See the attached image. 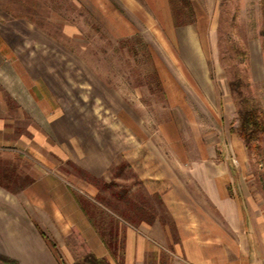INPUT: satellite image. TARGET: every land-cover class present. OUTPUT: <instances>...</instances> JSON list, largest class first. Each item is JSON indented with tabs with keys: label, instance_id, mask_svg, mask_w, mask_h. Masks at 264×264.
<instances>
[{
	"label": "rangeland",
	"instance_id": "rangeland-1",
	"mask_svg": "<svg viewBox=\"0 0 264 264\" xmlns=\"http://www.w3.org/2000/svg\"><path fill=\"white\" fill-rule=\"evenodd\" d=\"M260 2L165 0L157 7L153 0H0L1 16L45 38L28 44L38 55L24 61L38 79L32 90L45 84L38 75L43 72L58 101L53 112L64 117L52 126L49 118H31L0 87V170H14L10 186L32 179L31 165L34 175L59 170L73 194L99 206L90 210L107 239L115 231L111 220L121 221L129 200L144 203L148 215L164 217L139 175L170 159L165 125L178 129L180 141L217 135L218 124H225V96L235 109L246 98L264 118V69L258 63L252 74L249 54L255 48L264 63ZM174 16L192 22L176 26ZM236 81L240 95L229 90ZM253 147L252 163L264 164V132ZM69 157L91 160L97 172ZM121 191L127 200L118 198Z\"/></svg>",
	"mask_w": 264,
	"mask_h": 264
},
{
	"label": "crops",
	"instance_id": "crops-1",
	"mask_svg": "<svg viewBox=\"0 0 264 264\" xmlns=\"http://www.w3.org/2000/svg\"><path fill=\"white\" fill-rule=\"evenodd\" d=\"M164 1L153 3L160 7ZM0 26V87L24 113L49 118L52 126L53 119L64 118L53 112L58 103L54 89L41 72L45 84L34 92L38 79L24 61L38 55L28 44L36 46L45 38L16 28L17 19L9 15L0 14ZM249 54L251 73H257L258 63L264 69L262 55L258 61L255 48ZM225 97V124H218L217 135L183 136L180 141L178 129L165 125L170 159L139 175L144 192L159 200L165 215L150 214L136 223L121 218L115 230L123 238L122 249L107 246L58 169L34 175L31 165L32 180L18 191L0 184V253L17 264H72L89 251L110 264H160L164 253L168 264H264V164L252 163L254 154L229 130L238 119L235 104ZM1 103L0 96V109ZM69 159L97 172L91 160Z\"/></svg>",
	"mask_w": 264,
	"mask_h": 264
},
{
	"label": "trees",
	"instance_id": "trees-1",
	"mask_svg": "<svg viewBox=\"0 0 264 264\" xmlns=\"http://www.w3.org/2000/svg\"><path fill=\"white\" fill-rule=\"evenodd\" d=\"M172 1V0H171ZM261 5V14L262 17L264 19V0H261L260 2ZM188 8V12L189 14H193V10L191 9V7H187ZM188 14V13H187ZM175 18L174 20V24L176 26H181L183 24L186 23H191L190 21H186V22H181V21H177L176 16H174ZM260 39H261V43H262V47L264 49V25L263 28L260 30ZM239 81H236L235 83L230 82L229 83V90L231 93H237V94H241L240 91H238L239 89ZM236 112H237V126L233 127L230 126L229 130L231 132H235L238 136H240L242 138V140L244 141L245 146L247 147L248 151L251 152L252 154H254V152H256L255 150H253V146L255 145V139L256 137H258V135L261 132H264V118L262 117L261 112L253 105L249 104L248 100L246 98H243L242 100H238L237 104H236ZM83 173L89 174L86 170L82 169L81 167H78ZM14 170L13 169H8V170H0V184L2 185H7L6 188L10 189V190H15L18 188L23 187L26 183L30 182L32 179L28 178L26 180L25 183H21L20 185H17V187H12L10 186L12 179H14ZM91 178H93L94 180H98V182L101 181V179L97 176H92ZM104 183V182H103ZM111 183V182H110ZM109 183V184H110ZM106 186H108V183H105ZM126 194V191H121L120 194H118V198L122 199L125 198V200H127V197L124 196ZM77 202L82 206L83 210L85 211V213L87 214V216L89 217L90 221L95 224V226H97L96 224V219L94 217V213L93 211L90 210L91 207H95V208H99L98 205H96L93 201H91L90 199L86 198V197H82L80 195H76L74 194ZM143 204V203H142ZM145 207L141 206L140 204H138V202L136 203L135 201H128L127 205L125 206V208H123V210L121 211L122 213V218L124 220H126L127 222H131V223H136L139 220L146 218L147 217V213H146V209H144ZM147 214V215H146ZM150 216V215H148ZM149 220V219H148ZM112 223L114 224V228L118 229V226L116 225L119 220L118 219H114L111 220ZM123 227V225L121 226ZM98 228V227H97ZM41 233L46 236L45 232L43 230H41ZM111 236L107 239L105 238L102 234L101 237L104 240V242L107 244L108 247H113L114 249H117L118 247L120 249H122V243H123V238L122 236H118L117 235V231L115 230V232L110 233ZM119 239V240H118ZM54 244V243H53ZM52 244V245H53ZM0 260H2L4 263H9V264H16V260L4 255L0 253ZM72 264H110V262L105 258V257H97L95 256L92 252H86L80 256H77L74 258V261ZM149 264H153L152 262H149ZM160 264H168L167 263V258L162 255L160 258Z\"/></svg>",
	"mask_w": 264,
	"mask_h": 264
}]
</instances>
